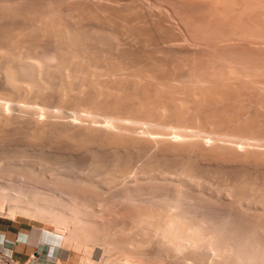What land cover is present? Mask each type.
<instances>
[{
  "label": "bare ground",
  "instance_id": "bare-ground-1",
  "mask_svg": "<svg viewBox=\"0 0 264 264\" xmlns=\"http://www.w3.org/2000/svg\"><path fill=\"white\" fill-rule=\"evenodd\" d=\"M16 1L18 0H0L1 4H5L4 6L0 4V82L5 87H2L3 90L2 88L1 90L3 92L4 89H6L7 91H5L14 94V97L17 95V99L15 98V102L13 100L12 103L11 100H7L6 97H3L5 94L3 95L1 93L0 95V131L4 128L7 131L10 130L8 126L13 130L12 126L16 124V126H18L20 123L24 124V127L20 124L23 128L21 130L19 129V135L22 138H26L24 139L25 141L34 139L40 142L39 140H41L42 142L38 143L40 144L38 147L41 150L35 145L40 152H43V148L46 146L58 145L59 147L61 144H56V141L71 143L70 146H72V144H75V146H78V144L83 145L81 149H86L85 152L91 154L89 158L90 156L93 157L88 159L91 160V162L89 161V172L86 176L73 175L76 174L73 173L74 170L73 172L71 170V172H68L67 169V172L65 171L62 173L55 171L56 175H54L57 177V181H59L58 179H61V181H71L73 184L86 186L85 188L89 187L93 190L102 188L103 185L106 184H109L108 186L106 185L107 187H111L112 185L115 186L117 184L116 182H124L123 185L125 183L131 184V181L134 179L137 181L140 179H149L145 181L151 184L155 182L154 179L163 176L162 178L165 179L166 177V179L168 178V180H172V182L175 179L173 183L175 184V182H177L176 185L181 189L178 191L177 187V191H182L184 193V189L187 190L190 184H192L193 187L194 185H196V187H201V182H203L202 184L205 183L202 180L206 181L207 177L215 174L219 176L220 184L223 185L220 187H223L224 190L227 188L225 191H228V193L230 191V193L235 196L234 198L237 202L234 201L241 205L237 206H240L239 208L242 207V211L244 208L246 212H248V210L254 211L258 213V215L260 214L259 216L264 222V61H261L263 66L256 64L258 60L255 64L247 65L242 59L241 61H244L245 63H243L247 66H243L244 64L242 63V65L240 60H236L240 63L239 65L234 61L236 57L237 59L239 57L243 58L241 56L242 54H240L242 52L241 50L240 53L238 52L240 56L235 54L236 48L238 47H236L234 43H239V45L246 49L248 48V52H242L244 53L243 55L247 56L250 53V56L256 54L258 56L260 53L259 51L264 47V27L262 29L264 22L259 23L260 21H258V23L255 24L257 20L254 21V19L259 16L254 19L251 17L252 14H261L254 0H244V3L242 2L244 4V6L242 5L244 9H242L241 12L238 11L240 14L236 11V14L233 13L234 10H232L233 6H231V4L233 3L232 5L235 6L234 0L225 1V4H227L225 7V9L227 8V12L225 10V13L224 11L223 13L220 12V10L223 9L222 0H199L198 2H202V4L203 1L206 2L207 5L205 2L204 5L207 7L204 6L203 9L205 10L208 8L210 12L207 11V13L204 11L207 14L205 15L208 17L210 13L211 16L209 15V20L208 18L206 19V16L205 19H203L204 16L201 17L202 19L197 18L199 15L197 17L195 16L198 19H192L193 21L196 20L195 22L191 20L193 17L191 16L192 14H188L187 11L183 13V9L186 7V0L185 2H183L184 0H165V3L162 0H130L132 1L131 3H138L135 4L136 6L140 5L139 7H141L140 9H142V11L137 7L138 12L140 10L143 15L137 12L134 4L130 6L133 7V9L129 7L128 9L126 7L128 4L125 5L122 1L124 6H121V11H119V9L115 11L110 8L107 9L104 7V4V6L102 5L105 0H102V3L101 0H99L98 3H101L100 5L102 6L98 5L96 0H68L70 3L67 2L65 8L68 7L69 11H63V6L56 7L55 3L54 5L51 2L49 4V1L46 3L48 6L46 7L44 6L45 4H43V6L40 5L41 3H38L40 1L34 0L37 3L35 7L31 0H27L28 3L31 2L29 5L34 6V8L33 6L28 7L30 10L32 8L31 11H27L28 13L25 10L27 8L24 7V4L28 5V3L21 0L23 5L20 1L16 4ZM110 1L111 4L114 3V5L117 1L119 2V0ZM123 1L126 2V0ZM121 2L116 4L119 5ZM12 3L16 4L15 6L21 3L25 11L23 8L18 9L17 7L16 9L12 7V9L11 5L14 6ZM60 3L61 5L63 4V2ZM192 3L194 4V0L193 2L190 0L189 5H192ZM180 4L184 5V8L179 7L182 12L177 9L178 6H181ZM195 4H198L196 0ZM18 7H20V5ZM187 7L186 9H188ZM172 8H174L173 12H176V14H171L170 11ZM20 9H22L21 12H26L24 17L28 16V18H20L19 20L17 19L18 17H15L14 19L16 20L14 21L12 16L14 14L17 15L14 12L19 10L17 13H21ZM33 9L35 10L33 11ZM12 12L14 13L13 15H11ZM179 12L182 13V17L177 15H180ZM222 14L225 15L223 16ZM20 15L22 16V13ZM176 15L182 19L185 18L186 22L184 19L182 20L180 18L181 20H179V18H176ZM7 16H11L13 21L11 18L10 21ZM222 16L225 18L224 21ZM6 17L7 20H5ZM261 18L262 21H264V16ZM219 19L221 20L219 21ZM227 20L231 22V26L229 27L226 26V24L229 23ZM180 21L183 22V25L186 23L185 26L190 25L192 30L194 29L192 33L194 35L191 36L188 34V36L182 25L184 34L180 30L182 28ZM221 21L224 23L227 21L225 24L227 28L224 27V25L223 27L220 25L222 24ZM219 22L221 23L219 24ZM246 22H248V24ZM260 24H262L261 29L263 32L259 28ZM150 29H153L154 32ZM188 30L190 31L191 29ZM116 32H118L119 35H115ZM111 37L113 39H110ZM109 40L112 41L113 45H111L110 42V44L108 43ZM108 44L110 45L109 48ZM229 45H231V48L235 47V52L231 51L232 49H229V51L227 50L229 48L227 46ZM211 47L215 49L220 48L219 50L223 48L225 51L231 52V54L234 53V56L237 55L234 58V56H232L233 54L231 55L223 51L232 56L234 58L233 61L237 63L236 65L238 66H232V60H230L232 61L230 62L229 59H223L227 57L224 56L222 58L220 53H216L218 50L215 52ZM203 49L207 50L206 52L203 51L205 54L209 53L208 50L210 52L214 51L213 54L209 53V57L205 55L207 57V59L206 57L203 58L205 61L203 59L201 60V58L198 60L200 55L198 57L195 55H198L197 52ZM261 51L263 52L264 50L262 49ZM202 56L204 55L201 54L200 57ZM257 56H254V58L258 59ZM259 57H261V55ZM254 58L252 57V59ZM167 62L168 64L170 63L169 68L167 67ZM49 98L51 99V104L46 102ZM9 133L13 135L14 132H7L8 136ZM4 134H6V132ZM4 138L6 139V137ZM4 138L2 134V140ZM52 141L55 142L51 143ZM26 142L32 145V141L30 143L29 141ZM64 143L62 144L65 145ZM30 145L28 146L29 148ZM75 146L74 149L77 148V146L76 148ZM78 148L76 150L81 153L82 150ZM19 149L22 152L19 156L21 159L24 156L26 159L28 157H26L27 154L31 157L29 152L31 149ZM5 150V148L2 150L4 152L2 154H5L7 151ZM16 152L17 151L13 153ZM42 152L39 154L43 155L44 152ZM67 152H70V149L69 151L67 150ZM101 153H103V157L104 153L106 156L109 155L110 160L108 161L105 156L106 160L103 161V157L100 156ZM6 154H8V156L10 155L9 153ZM13 155L15 156V154ZM5 156L2 155L3 159ZM99 156L102 160H100ZM40 157L39 155V158ZM43 158H45V156H43ZM16 159H18V157ZM41 160L46 161L42 159V157ZM14 162L16 163L15 159ZM47 162L44 163L39 160V163H44L42 165H46V168L50 161ZM19 164L20 163H18V165ZM39 166L38 170L27 167L28 171L26 170V166L20 167L25 168L24 170L25 172L27 171L26 173L33 174L37 179L44 178L47 171H52V169L49 168H47L48 170L46 169V171L44 167L39 170ZM98 170L102 176L105 175L102 181L96 179L99 173L96 175V178L94 176ZM152 179L154 181H152ZM213 179H215V177H213ZM158 180L159 179H156L157 182ZM137 181H133V184L137 183ZM139 182L144 181L140 180ZM152 185L150 187L151 189H149L153 192L154 190L152 187L154 186ZM206 185L203 186L206 187ZM212 186L215 185H211V187ZM10 187L11 188L4 186L1 188L3 192H7L4 198H8L13 202V205L9 204V206L12 205V207L6 209L8 212L11 214L19 212L28 215L30 210H28L29 208L27 209L26 206H30V204L34 207L33 210L35 212L33 214L42 212L43 209L37 205L38 198L35 197L36 195L29 198V196L21 192V189L17 190L15 189L16 187ZM205 187H203V189ZM209 187L205 189L207 190ZM217 188L219 195L221 189L218 186ZM1 189L0 191H2ZM203 189L201 192H204ZM33 190L31 192H33ZM150 190L149 193L151 192ZM188 190L191 194L192 189L190 190L189 188ZM127 191L129 190L127 189ZM152 192L151 195H153ZM193 192L195 193V191ZM204 194H207V192H204ZM128 196L132 197L130 194H128ZM177 196H179L178 193ZM185 196L187 198V193ZM185 196L182 197L185 198ZM200 196H203V194ZM182 197L180 195L177 199L176 197L170 198V196L168 197L167 195L164 199V203H168L172 207H168V209L170 208L176 212L174 214L173 211L171 213L170 210L169 212L166 210L167 208H164L165 210L157 209L158 213L155 210L154 214L156 212V216L151 212L142 215V212H140L142 207L140 206V211L137 213L135 212L137 220L135 218L133 221L136 222L137 230L139 228L140 233H143L144 236L154 232L153 234L155 236L157 235L152 239L154 241H156V239H161V237L163 241L168 238L169 241L164 242H170L172 247L176 245L174 248L183 246V249H185L184 246L186 247L187 243V245H190V248H192L191 244L194 243H196L195 246L201 243L209 244L207 247L209 248L212 242L210 239L213 237L210 238L206 236V233L202 229L209 224H207L208 221L206 222L203 220L205 224H207L203 226L202 224L204 222L201 220L207 216V213L203 211V208L202 213L200 210V213H198L197 208L199 205L197 202H195L197 204H195L196 207L198 206L196 208L194 204H190L189 201L191 200L188 198L183 199L184 201L182 202L179 199ZM155 198H157V196H155ZM206 198L208 199V197ZM214 198L217 199L215 196ZM146 199L148 198L146 197ZM151 199L153 201L155 200L154 197ZM2 200H0V202ZM54 200H56V198ZM186 200H189V203H187ZM192 200H194V198ZM135 202L133 201V203ZM235 202L234 204L236 205ZM156 203L158 204V202ZM203 203L205 204V202ZM150 204L154 205L151 201L149 202V205ZM160 207L161 205L159 208ZM49 210L50 211L46 210V213L53 217L54 211H52V209ZM131 210L134 209L132 208ZM175 210H177L178 213ZM143 212H147V210ZM187 213L190 214L187 215ZM204 213H206V215ZM69 214L72 213L69 211ZM200 214H204V217L200 218ZM189 216L191 218L190 220L187 219ZM63 217L64 218L58 220L64 225L70 217ZM209 218L210 217L206 220H209ZM215 221L216 220L210 222V226L212 225L214 227L213 229L219 225ZM83 224L85 223L83 222ZM148 227L152 230L150 231ZM153 227H156V229H153ZM256 227L255 229L252 228L251 230L250 228V230H247V236L245 235L247 238L242 236L245 241L247 239H251V241L254 239L255 241V236L258 232L257 229H259L258 226ZM243 230L244 229H242V231ZM72 233L75 234L74 231ZM220 233H218V235ZM141 234L140 236H142ZM153 234L151 233V235ZM149 235L150 234L146 237L151 239L152 237L150 238ZM158 235L159 238H157ZM211 235L216 236L214 233ZM93 236H95V234ZM221 236H223V234ZM81 238L75 241L79 242V249L81 248L83 250L86 241L83 240L84 237ZM221 239L224 240V238ZM237 240L239 241V239ZM243 241L241 244L239 241L238 245L236 243L237 241L233 242L236 243V245H233L231 241H229L231 243H225V241L223 243L222 240L221 242L219 241V243L215 241L216 243L215 245L212 244L213 248L211 249H213L216 256L213 254L215 257L214 259L210 257L213 259L210 261L211 264H260L252 258L254 253H252V257L249 256L250 258H242L244 254H248V252L242 253L243 256L239 257V251L241 253V250L243 251L244 247H246L244 245L247 242L244 243ZM147 243L150 244V241L146 242V245ZM242 243H244L243 249ZM252 243L254 242L252 241ZM250 244L251 242L249 246ZM261 246H256V248L258 247L257 251H259ZM158 247L156 249H158ZM189 247H186L188 253L181 248L179 255H181L183 251V254L185 252L188 258V254L191 253L190 250L193 251L194 249V247L193 249ZM249 248H251V246ZM228 250H233L235 257L230 254L232 251L228 253ZM261 250L264 251V248ZM139 252L137 254H140ZM176 253H178V251ZM142 254H144V252ZM228 254L232 256H229L232 260L229 259L226 261L229 257L225 258V255L227 256ZM259 254L261 253L259 252ZM1 255L11 254L6 251H4V253L0 251V256ZM183 256L184 255H182V257ZM261 256L264 257V255ZM10 264L18 263L10 259ZM86 264L88 263L86 262Z\"/></svg>",
  "mask_w": 264,
  "mask_h": 264
},
{
  "label": "rangeland",
  "instance_id": "rangeland-1",
  "mask_svg": "<svg viewBox=\"0 0 264 264\" xmlns=\"http://www.w3.org/2000/svg\"><path fill=\"white\" fill-rule=\"evenodd\" d=\"M19 1L22 3V1L21 0H18V1H16V4L17 3H19ZM24 1H26L27 3H28V1H30V0H23V2ZM36 1H40V2H38V3H41L40 5H42L43 6V4H45L44 6H46V7H48L47 6V2L49 1V4H50V2L51 3H53V5H54V3H55V6L57 7V6H63V8L65 9H63V11H69L68 10V7H66L65 8V6H67V2H69L68 0H36ZM41 1H43V2H41ZM54 1V2H53ZM95 1V0H94ZM123 2V3H125V5L126 4H130L132 1H130V0H126V2H128V3H126L125 1H123V0H119V2ZM130 1V2H129ZM162 1H164V3H165V0H162ZM183 1V0H182ZM181 1V2H182ZM199 0H196V3H198V4H200V5H198V4H195V0H194V4L192 3V5L190 4L189 5V3H190V0L189 1H187L186 0V7L188 8V9H186V7L184 8L183 6L185 5V3H184V5L183 4H180L181 6H176L177 7V9H178V11H180V9H179V7L180 8H184L183 9V13L185 12L186 13V11H187V13L189 14L190 13V15L191 16H193L192 18H191V20L193 19H196V20H198L197 18H199V19H202L201 17H203L204 16V18L203 19H205V16L207 15L204 11H209L210 12V10H208V8H206L205 10L203 9L204 8V6H206L207 4H206V2L205 1H203V4H202V2H198ZM200 1H202V0H200ZM225 1L226 0H222V5H223V9H221L220 10V12L221 13H223V11H224V13H225V10L227 9H225V7H226V5L227 4H225ZM235 1V2H234ZM234 1H232V2H234V4H235V6L234 5H232L231 4V6H233L232 7V10H234L233 11V13L234 14H236L235 13V11L238 13V11H240L241 12V10L242 9H244L243 8V6H244V0H238V1H236V0H234ZM255 1V3H256V6H258V8L260 9V15L259 14H252L251 15V17L254 19V18H256L257 16H259L258 18H256V19H254V21H256L257 20V22H255V24H257L258 23V21H260L259 23H263L264 21H262V16H264V0H254ZM5 2V1H4ZM31 2H33V5L35 6V5H37V3L34 1V0H31ZM31 2H29L30 4H31ZM60 2H63V4L61 5V3ZM66 2V3H65ZM99 2V0H96V3L98 4V5H100L103 1L101 0V3L99 4L98 3ZM106 2H110V3H106ZM118 1L116 2V3H119ZM121 2V3H122ZM158 2H160V1H158ZM183 2H185V0L183 1ZM192 2H193V0H192ZM204 2H205V4L206 5H204ZM227 2V1H226ZM237 2V3H236ZM238 2H240V3H238ZM243 2V3H242ZM21 3L19 4L20 5V7H18V6H15L16 4H14V3H12L14 6H12L11 5V8L12 7H15V9H16V7L19 9V8H23V10L25 9L24 7H26L27 9H25L26 10V12L28 11H31L32 10V8H31V10H30V8H28V7H30V6H33V5H29V3H28V5L26 6L25 4H24V7H22L21 6ZM36 3V4H35ZM60 3V4H59ZM70 3V2H69ZM68 3V4H69ZM115 3V5H117V6H115L114 5V3L113 4H111V1L109 0H105V2H103L102 3V5L104 6V7H106L107 9H113V10H118L119 9V11H121V6H124V4L122 3H120L119 5L118 4H116ZM161 3H163V2H161ZM160 3V4H161ZM0 4H1V2H0ZM48 4V5H49ZM56 4H58V5H56ZM135 5V4H138V3H131L129 6L128 5H126V7L128 8H132L133 9V7H130V6H132V5ZM188 4V5H187ZM225 4V5H224ZM1 5H3V4H1ZM5 5V4H4ZM3 5V6H4ZM22 5H23V3H22ZM102 5H100V6H102ZM114 5V6H113ZM196 5V6H195ZM202 5V6H201ZM243 5V6H242ZM34 6H33V8H34ZM140 6V5H139ZM139 6H136L135 5V8L137 9V12H138V8L140 9L141 7H139ZM192 6H193V9H192ZM1 7V6H0ZM36 7V6H35ZM125 7V8H126ZM138 7V8H137ZM196 7V8H195ZM207 7V6H206ZM238 7V8H237ZM239 7H240V9H239ZM242 7V8H241ZM128 8V9H129ZM134 8V9H135ZM198 8H200V9H198ZM13 9V8H12ZM29 9V10H28ZM202 9V10H201ZM24 10V11H25ZM35 9H33V11H34ZM141 11H142V9H140ZM140 10H139V12H140ZM262 10V11H261ZM16 11V10H15ZM19 10H17V12H18ZM22 11V9H20V12ZM118 11V12H119ZM123 11V10H122ZM174 11V8H172V10L170 11L171 12V14L173 13V14H176V12H173ZM190 11V12H189ZM196 11H197V13H196ZM200 11V12H199ZM202 11V12H201ZM17 12H14V13H16L17 15H15L13 12H12V14L11 15H13L12 16V18L14 19L15 17H18L17 19H19L20 20V18L22 19H24V18H28V16H25L24 17V15H26V12L25 13H23V12H21L22 13V16L20 15L21 13H17ZM27 12V13H28ZM138 12V13H139ZM180 12H182V10L180 11ZM179 12V13H180ZM226 12H227V10H226ZM140 13H142V12H140ZM201 14V16H200V14ZM203 13V14H202ZM208 13V12H207ZM181 14L182 13H180V15L179 14H177L178 16H181ZM197 14V15H196ZM206 14V15H205ZM238 14H240V13H238ZM237 14V15H238ZM9 15V14H8ZM20 15V16H19ZM141 15H143V13L141 14ZM176 15V18H179V20H181L182 18V16L181 17H178ZM199 15V16H198ZM209 15H210V13L208 14V17L206 16V19L208 18V20H209ZM223 15V14H222ZM225 15V14H224ZM223 15V16H224ZM197 18H196V17ZM211 16V15H210ZM222 16V17H223ZM8 18H9V20H10V18H11V16H7ZM7 17H6V19L5 20H7ZM222 17H220L221 19H223ZM12 18H11V20H12ZM181 18V19H180ZM233 18V17H232ZM184 19V21L186 22V20H185V18H183ZM182 19V20H183ZM221 19H219V21L221 20ZM8 20V21H9ZM10 20V21H11ZM16 19H14V21H15ZM192 20V22H195V21H193ZM225 20V18L223 19V21ZM13 21V20H12ZM223 21H221L222 22V24H220L221 22H219V24L220 25H222V27H223V25H224V27H229V26H231V22H229L228 20V22L229 23H227V21H226V23H224ZM262 21V22H261ZM181 22V21H180ZM184 22V23H185ZM247 24H248V22H246ZM254 23V22H253ZM225 24H226V26H225ZM229 24V25H228ZM182 25H183V22H181V27H182ZM185 25H186V23H185ZM185 25H183L184 26V28L182 27L180 30L184 33V30H186V31H189L188 29H191L189 32H186L185 31V33L188 35H194V34H192L194 31V29L192 30V28L190 27V25H187V26H185ZM263 25H264V23H263ZM261 26H262V24H260V26H259V28L261 29ZM151 27V26H150ZM226 27V28H227ZM263 27L264 26H262V29H263ZM187 28V29H186ZM184 29V30H183ZM262 29H261V31H262ZM150 30H152V32H154L153 31V29H150ZM263 31H264V29H263ZM262 31V32H263ZM205 32V31H204ZM184 33V34H185ZM191 33V34H190ZM119 35V33L118 32H116L115 33V35ZM188 35V36H189ZM209 35V34H208ZM110 37V36H109ZM123 37V36H122ZM109 39V38H108ZM107 39V40H108ZM110 39H113L112 37L110 38ZM111 43V45H113L112 44V41L111 40H109L108 41V43ZM109 43V44H110ZM108 44V48L110 47V45ZM209 44V43H208ZM236 44V45H235ZM105 45H107V44H105ZM234 45L236 46V47H240L241 45H239V43H234ZM233 45V46H234ZM238 45V46H237ZM211 46H213V45H211ZM209 47H210V45H209ZM227 47H229L227 50L229 51V49H232L231 51H233V52H235V47H232L231 48V45H229V46H227ZM112 48V47H111ZM213 48V49H212ZM234 48V49H233ZM238 48H236V53L235 54H239L240 53V50L242 51V52H248L247 51V49L245 48V47H243V46H241L240 48H239V50L237 51V49ZM210 49V48H209ZM211 49L212 50H214L215 52L218 50V52H216V53H220V55L222 56V58L224 57V56H226L227 58H223V59H229V61L230 60H232L233 61V59L237 56V55H235L234 56V53H232L231 54V52L229 53L228 51H225L223 48V50L221 49V50H219L220 48H217V49H215L214 47H211ZM264 50V47L263 48H261V50ZM211 50V51H212ZM259 51V49H258V51L260 52L259 53V55L257 56V54L256 55H254V56H257V58L258 59H256V58H254V56H250V54H248V56L247 55H243L244 53H240V54H242L241 56L243 57V58H241V57H239L238 59H237V57L234 59V61H236V60H244L246 63H247V65H252V64H255L256 62H257V60H258V63H256V64H260L261 66H263L262 65V62L261 61H264V51L262 52V51ZM203 51H207L206 49L204 50H202V51H199V52H197L198 53V55L197 54H195L197 57L200 55L201 56V54L202 55H204V56H202V57H198V60H200L199 58H201V60L204 58V57H206L207 55H208V57H209V53L210 54H213L214 53V51H212V52H210L209 50H208V54H205V52H203ZM220 51V52H219ZM228 52L229 54H231L232 56H234V58L232 57V56H230L229 54H227V53H224V52ZM257 51V52H258ZM203 52V53H202ZM239 52V53H238ZM225 54V55H223V54ZM206 55V56H205ZM219 55V54H218ZM219 55V56H220ZM261 55V57H259ZM263 55V56H262ZM220 56V57H221ZM238 56H240V55H238ZM246 56V57H245ZM251 57V59H250V57ZM252 57L254 58V59H252ZM241 58V59H240ZM206 59H207V57H206ZM255 59H256V61H255ZM204 61H205V59H203ZM250 60H252V61H250ZM228 61V60H227ZM232 61H230V62H232ZM232 62V66L233 65H236L237 63H238V65L241 63H243L244 61H241L240 63L238 62V61H236L237 63H235V62ZM229 62V63H230ZM244 62V63H245ZM250 62V63H249ZM253 62V63H252ZM259 62H261V63H259ZM235 63V64H234ZM243 63V64H244ZM167 64H168V62H167ZM242 64V65H243ZM263 64H264V62H263ZM169 65H170V63L167 65V67L169 68ZM238 65H236V66H238ZM246 64H244L243 66H247ZM264 67V66H263ZM0 95H1V93L4 95L5 94V96H3V97H6L7 98V100H11V103H12V101L14 100V102H15V98L17 97V95H15L16 97H14V94H11L10 92H6L7 90L6 89H4V91L6 92H2V90H3V88L2 87H4L2 84H1V82H0ZM1 88H2V90H1ZM5 88V87H4ZM10 93V94H9ZM7 94H8V96H7ZM12 95V96H11ZM12 97H14V98H12ZM9 98V99H8ZM17 99V98H16ZM46 102H48L49 104H51L50 102H51V99L49 98V100L48 101H46ZM46 102H44L45 104H47ZM48 104V105H49ZM19 124V123H18ZM21 124V123H20ZM19 124V125H20ZM17 125V124H16ZM16 125H14V126H12L13 127V130H15V131H13L12 129H11V127H9L8 126V128L10 129V130H6L5 128V130L4 129H2L3 130V132H2V130L0 131V132H2V133H0L1 135H0V150H1V153H0V189L2 188V187H9V188H11L10 186H12V187H16L15 189H17V190H20L21 189V192H23L24 194H26L27 196H29V198H32V197H34L35 195V197H37L38 198V204L37 205H39L43 210H42V212L41 213H36V214H33L35 211L33 210L34 209V207H33V205L31 206V204H30V206L28 205V206H26V208L28 209V210H30V212H28L29 214L28 215H26V214H21V213H19V212H17V213H13V214H11L10 212H8L6 209L7 208H10V207H12V205H13V202L12 201H10L8 198H4V196L7 194V192L5 193V192H3V189H1L2 191H0V193H1V195H0V200H2V199H4V200H2L1 202H0V233L2 234L3 233V237H5V239L6 240H8L9 239V241L10 242H12L13 240H15V239H18V237H19V241H22L23 242V247H21V249H19L18 251H16L15 252V254H13V253H11V255H1L0 256V264H10V259L11 260H13L14 262H16V263H18V264H86V262L88 263V264H183L184 262L186 263V264H188V262H189V264H211V262L210 261H212L215 257L214 256H216L215 255V252H213V249H211V248H213V245H215V243L217 242V243H219V241L221 242V240L223 241V243H224V241H225V243H228L229 241H231L232 243L234 242V241H237L236 243H237V245H238V242L241 244V242L243 241L244 243H246L245 245H244V243H242V249H243V247L244 246H246V247H244V249H243V251L241 250V253H240V251H239V257H241V256H243L242 255V253H244V252H248V254H244V257H242V258H245V257H247V258H250V257H252L251 255H253L252 253H254V255H253V257L252 258H254V260L255 261H258L257 263H260V264H264V257L263 256H261V255H264V251L263 250H261V249H263L264 248V243H263V241H264V239H263V237H264V222L262 221L263 219L258 215V213H256V212H254V211H251V210H248V212H246V210H245V208L243 209V211H242V207L241 208H239L241 205L238 203H236L237 201L235 200V196L232 194V193H230V191H229V193H228V191H225L224 189H223V187H220V186H223L222 184H220L221 182H220V178H219V176H217V175H215V174H213V175H210L209 177H207V179H206V181L205 180H202V181H204L205 183L204 184H202L203 182H201V187H199V186H197L196 187V185H194V187H193V185L192 184H190V185H192L191 187H189L188 185V189L190 188V190L192 191H190L191 192V194L189 193V190L187 189V190H185L184 189V191L187 193V198L189 199V200H191V201H189L190 202V204H196L195 202H197V204L199 205V207L197 208L196 207V205H195V207L197 208V210H198V213H202V210L203 211H205L206 213H207V216L208 217H212L211 219L209 218V220H206L208 217L207 216H205L204 217V214L206 215V213H204V214H200V218H202V217H204V218H202L201 220L203 221H208L207 222V224H209V225H207V224H205V222L202 224L203 226H205V225H207V227L205 226V228L204 229H202V230H204V232L206 233V236H208V237H213V238H211L210 240L212 241L211 242V244H210V247L209 248H207L208 247V245L209 244H203V243H201V244H198L197 246L199 247H197V246H195V244L196 243H194V244H191L192 243V241H191V243H189V244H191V246H192V248H190L189 246L190 245H187L186 243V247L188 248H190V249H193V247H194V249H193V251L192 250H190V254H188V258H187V255H185L186 253L185 252H187V248L184 246V248L185 249H183V246H181V247H177V248H174V247H176V245L175 244H173V245H175L174 247H172L171 245V243L170 242H168V243H166V242H164V241H169V239L167 240V239H165L164 241H163V239H162V237H161V239H156V241H154V240H152V239H154V237H156L153 233L154 232H151L153 235H151V233H148V234H150L149 235V237L151 238V239H148V237H146V236H148V234L146 235V236H144L143 235V233L141 234L140 233V229L138 228V230H137V227H136V222H133L134 221V219L136 218L135 217V215H136V213L137 212H139L140 211V208H141V211L140 212H142V215H144V213H148V212H151L154 216H156L155 214H157L158 212H157V209H163V210H165L166 208V210H170L171 211V213H172V211H173V214L174 213H176V212H174V210H172V209H168V207H171L168 203H166V204H168V205H166L164 202H165V197H167V195H168V197L170 196V198H172V197H176L177 199H178V197L181 195V197L182 196H185V192L183 193L182 191H180V192H178L179 190H181V189H179V187H178V185H176V183L177 182H175V184L173 183L174 182V180H173V182H172V180L170 181V180H168V178L166 179V177H165V179L164 178H162L163 176H161L160 178H156V179H159L158 180V182L156 181V179H154L155 180V182H153V183H147V181H145V180H149V179H140L141 181H144V182H139V181H137V180H132L131 181V184H127V183H125L124 185H123V183L124 182H116L115 184V186L114 185H112L111 187L109 186V187H107L109 184H106V185H103V187L102 188H99V189H90L89 187L88 188H85L86 186H81V188H80V186H78V184H73L71 181H64V180H62L61 181V179H58L59 181H57V177H55V171H57V172H59V173H62V172H65L66 171V169H67V171L68 172H73V170H74V172L73 173H76V174H73V175H79V176H81V175H83V176H86V174L89 172V163L91 162V160H88V159H91V157L92 156H90V158H89V155H91V154H89L88 152H85L86 151V149L85 150H83V149H81V146H83V145H80V144H78V146H77V148L79 147V145H80V147L78 148V149H80V150H82V152L81 153H79V151L78 150H76L77 148H76V146H75V144L73 145L72 144V146H70L71 145V143H68V142H66V143H64V141H56V144L57 143H59V144H61V145H59V147H58V145L57 146H53V145H51L50 147L49 146H46V147H44L43 149H44V154L43 155H41V154H39V153H41L39 150H41V149H39V145L40 144H38V143H41L42 141L41 140H39L40 142H38L37 140V142L34 140V139H29V140H26V141H29V143L32 141V145H30V144H28L24 139H26V138H22L20 135H19V131L25 126L24 124H21V125H23V127L20 125H18V126H16ZM17 127V128H16ZM19 127V128H18ZM21 127V128H20ZM7 128V127H6ZM7 128V129H8ZM20 129V130H19ZM12 130V131H11ZM14 132L13 133V135L11 134V133H9V136L7 135V132ZM6 132V134H4ZM17 133H18V136H17ZM2 134H3V138L4 137H6V139L4 138L3 140H2ZM11 134V135H10ZM16 134V135H15ZM5 135H7V136H5ZM15 135V136H14ZM21 137V138H20ZM5 140V141H4ZM33 142H34V145H33ZM55 142V141H54ZM53 141L51 142V143H54ZM60 142H62V143H64L65 145H63L62 143H60ZM35 143H37V144H35ZM68 143V144H67ZM55 144V145H56ZM68 146H67V145ZM30 145V148L28 147ZM35 145H36V147H38V149L35 147ZM74 146H75V148L76 149H74ZM66 147V148H65ZM68 147V148H67ZM69 147H72V148H69ZM4 148L7 150H5L6 152H5V154L6 153H9L10 155V158H11V160H10V158H9V156H8V154H6V156H5V154H2V153H4L2 150H4ZM16 148H26V149H31L29 152H30V154H31V157H30V155L29 154H27L26 155V159L23 157L22 159H21V157H19L20 155H21V151H20V149L18 150V149H16ZM35 148V149H34ZM66 150H65V149ZM85 148V147H84ZM42 149V150H43ZM49 149V150H48ZM69 149H70V152H67V150L69 151ZM71 149H72V152H71ZM33 150V151H32ZM37 151L38 152V154L42 157V159H45L46 161H44V160H41V157L39 158V155L37 154V152H35V151ZM76 150V151H75ZM15 151H17L16 153H13V152H15ZM20 152V154H19V152ZM46 151V152H45ZM50 151V152H49ZM35 153V155H34V153ZM42 152V153H43ZM74 152V153H73ZM85 152V153H84ZM12 153V154H11ZM18 153V154H17ZM78 153V154H77ZM87 153H88V156H87ZM13 154H15V156L13 155ZM84 154V155H83ZM102 154L103 153H101L100 154V156L101 157H103L102 156ZM107 154V153H106ZM2 155H4L5 157H4V159H3V157H2ZM12 155V156H11ZM34 155V156H33ZM54 155V156H53ZM108 155V154H107ZM43 156H45V158H43ZM51 156V157H50ZM99 156V158H100V160H102V158ZM105 153H104V157H103V161H105L106 159H108V161L110 160V156L108 155V156H106V159H105ZM13 157V158H12ZM15 157V158H14ZM18 157V159H16ZM47 157V158H46ZM5 158H6V160H5ZM7 158H9V159H7ZM38 158H39V160H40V162H44V163H46L47 162V160H48V164H47V168H49V169H52V171L51 170H49V171H47L48 169L46 168V165H42V164H44V163H42V164H40L39 163V160H38ZM59 158V159H58ZM93 158V157H92ZM14 159H15V161H16V163L14 162ZM75 159V160H74ZM25 160V161H24ZM36 160V161H35ZM52 160V161H51ZM64 160V161H63ZM11 161H13V162H11ZM22 161V162H21ZM28 163H27V162ZM88 161V162H87ZM90 161V162H89ZM107 161V162H108ZM26 162V163H25ZM53 162V163H52ZM60 162V163H59ZM11 163H15V164H11ZM18 163H20L19 165L20 166H26V170H27V167H30V168H35L36 170H38V166H39V170L40 169H42L43 167H44V169L47 171L46 172V174H45V176H44V178H42V179H37V177L35 178V176L33 175V174H31V173H26L25 172V168H22V167H20L19 165H18ZM34 163V164H33ZM51 163V164H50ZM88 163V164H87ZM17 165V166H16ZM35 165V166H34ZM51 165V166H50ZM72 165V166H71ZM31 166H34V167H31ZM37 166V167H36ZM19 167V168H18ZM52 167V168H51ZM55 167V168H54ZM57 167V168H56ZM17 168V169H16ZM70 168V169H69ZM72 168V169H71ZM81 169V170H80ZM34 170V169H33ZM71 170V171H70ZM66 171V172H67ZM87 171V172H86ZM99 171V170H98ZM96 172V174H94V176H95V178L98 176V178H96L97 180L98 179H100L101 181L104 179L103 177L105 176H102L101 175V173H100V171L99 172ZM25 172V173H24ZM77 172H78V174H77ZM81 172H82V174H81ZM99 173V174H98ZM53 174V175H52ZM55 174V175H54ZM98 174V175H97ZM49 175V176H48ZM97 175V176H96ZM100 175V176H99ZM31 176V177H30ZM47 176V177H46ZM53 176V177H52ZM34 177V178H33ZM100 177V178H99ZM175 177H177V176H175ZM213 177H215V179H213ZM50 178V179H49ZM103 178V179H102ZM210 178V179H209ZM213 179V180H212ZM44 180V181H43ZM46 180V181H45ZM153 179H152V181H154ZM133 181H137V183H135V184H133ZM161 181H162V183H161ZM165 181H167V182H165ZM170 181V182H169ZM176 181H177V179H176ZM215 181H216V183H215ZM71 182V183H70ZM148 182H151V181H148ZM165 182V183H164ZM210 182V183H209ZM212 182H214V183H212ZM59 183V184H58ZM119 183V184H118ZM121 183V184H120ZM141 183V184H140ZM147 183V184H146ZM157 183V184H156ZM206 183H207V185H206ZM210 185H209V184ZM73 184V185H72ZM128 186H127V185ZM133 184V185H132ZM153 184V185H152ZM155 184V185H154ZM174 184V185H173ZM48 185V186H47ZM144 185V186H143ZM151 185L152 186H154V187H152V189L154 190L153 192L150 190L151 188ZM203 185H206V187L205 186H203ZM211 185H215V186H212L211 187ZM221 189V193L219 192V195H218V188H217V186ZM107 188H106V187ZM126 186V187H125ZM210 186V187H209ZM105 187V188H104ZM117 187V188H116ZM129 187V188H128ZM142 187V188H141ZM156 187V188H155ZM177 187H178V191H177ZM193 187V188H192ZM196 187V188H195ZM203 187H205V188H207V187H209L207 190L205 189H203ZM215 187V188H214ZM38 188V189H37ZM131 192H129V191H127V189ZM150 188V189H149ZM196 190H195V189ZM211 188V189H210ZM35 191H34V190ZM40 189V190H39ZM83 189V190H82ZM102 189V190H101ZM137 189V190H136ZM139 189H140V191H139ZM147 189V190H146ZM167 189V190H166ZM198 189V190H197ZM203 189V191L206 193L207 192V194H204V192H201V190ZM210 189V190H209ZM214 189H215V193H214ZM33 190V192H31ZM99 190V191H98ZM115 190V191H114ZM144 190V191H143ZM149 190L153 193V195H151V192L149 193ZM166 190V191H165ZM25 191V192H24ZM37 191V192H36ZM40 191H42V192H40ZM108 191V192H107ZM164 191V192H163ZM168 191H170V192H168ZM173 191V192H172ZM175 191H176V193H175ZM193 191H195V193L193 192ZM210 191H212V192H210ZM220 191V190H219ZM45 192V193H44ZM51 192V193H50ZM55 192V193H54ZM138 192V193H137ZM142 192V193H141ZM146 194H145V193ZM157 192V193H156ZM159 192V193H158ZM182 192V193H181ZM196 192H197V194H196ZM200 193V195L201 194H203V196H200L199 195V193ZM224 192V193H223ZM225 192H227V193H225ZM3 193V194H2ZM38 193V194H37ZM40 193H41V195H40ZM47 193V194H46ZM104 193V194H103ZM130 194L132 197H129L128 196V194ZM135 193V194H134ZM149 193V194H148ZM166 193V194H165ZM177 193H178V195L179 196H177ZM181 193V194H180ZM213 193V194H212ZM52 194H53V196H52ZM55 194V195H54ZM126 194V195H125ZM139 194V195H138ZM156 194V195H155ZM160 194V195H159ZM165 194V195H164ZM171 194H173V195H171ZM183 194V195H182ZM211 194V195H210ZM223 194V195H222ZM225 194V195H224ZM3 195V196H2ZM144 195V196H143ZM197 195V196H196ZM206 195V196H205ZM217 195V196H216ZM222 195V196H221ZM31 196V197H30ZM43 196V197H42ZM135 196V197H134ZM140 196V197H139ZM143 196V197H142ZM148 198V199H146V197ZM149 196V197H148ZM155 196H157V198H155ZM162 196H164V197H162ZM214 196L217 198V199H215L214 198ZM2 197V198H1ZM44 197H46V198H44ZM153 198L154 197V201L151 199V198ZM196 197V198H195ZM206 197H208V199L206 198ZM212 197V198H211ZM221 197V198H220ZM233 197V198H232ZM56 198V200H54ZM132 198V199H131ZM144 198V199H143ZM151 200H150V199ZM163 199V201H162V199ZM169 198V199H170ZM185 198H186V196H185ZM184 197H182V198H179L182 202L184 201L183 199H185ZM186 198V199H187ZM194 198V200H192ZM199 198V199H198ZM206 198V199H205ZM210 198V199H209ZM6 199H8L7 201H5ZM58 199V200H57ZM137 199V200H136ZM158 199V200H157ZM195 199H196V201H195ZM51 200H53V201H51ZM202 200H204V201H202ZM214 200V201H213ZM236 202H235V201ZM128 201V202H127ZM133 201L135 202V203H133ZM147 201V202H146ZM151 201V203H154V205L153 204H150L149 205V202ZM158 202V204L156 203V202ZM187 200H186V202L187 203H189ZM220 201V202H219ZM10 202V203H9ZM146 202V203H145ZM166 202H167V200H166ZM186 202H184V203H186ZM201 204H200V203ZM203 202H205V204L203 203ZM234 202L236 203V205L234 204ZM49 203V204H48ZM51 203V204H50ZM60 203V204H59ZM65 203V204H64ZM69 203V204H68ZM129 203H131V204H129ZM148 203V204H147ZM219 203V204H218ZM4 204V205H3ZM9 204H12V205H10L9 206ZM53 204V205H52ZM94 204V205H93ZM144 204V205H143ZM161 205V207L159 208V206ZM204 204V205H203ZM49 205V206H48ZM56 205V206H55ZM68 205V206H67ZM78 205V206H77ZM132 205H136L135 207L134 206H132ZM148 205V206H147ZM159 205V206H158ZM215 205V206H214ZM237 205H240V206H237ZM9 206V207H8ZM52 206V207H51ZM132 206V207H131ZM139 206V207H138ZM141 206V207H140ZM145 208H144V207ZM151 206V207H150ZM163 206V207H162ZM165 206V207H164ZM167 206V207H166ZM202 206V207H201ZM204 206V207H203ZM61 207H62V209H61ZM131 207V208H130ZM147 207H149V208H147ZM74 208V209H73ZM134 209V210H131V209ZM147 208V209H146ZM151 208V209H150ZM153 208H154V210H153ZM165 208V209H164ZM172 208V207H171ZM200 208V209H199ZM203 208V209H202ZM49 209H52V211H54V216L52 217L51 215H49V214H47L46 213V210L47 211H50ZM73 209V210H72ZM136 209H137V211H136ZM207 211H206V210ZM63 212H62V211ZM79 210V211H78ZM146 211L147 210V212H143V211ZM152 210V211H151ZM156 210V212H155V214H154V211ZM185 210V209H184ZM199 210H200V212H199ZM245 210V211H244ZM69 211H70V213H72V214H69ZM72 211V212H71ZM169 211V212H170ZM175 211H177V210H175ZM231 211V212H230ZM85 212V213H84ZM89 212V213H88ZM91 212V213H90ZM136 212V213H135ZM249 212H250V214H249ZM254 212V213H253ZM135 213V214H134ZM177 213H178V211H177ZM256 213V214H255ZM69 214V215H68ZM188 214H190V213H187V215ZM13 216V217H12ZM63 216H67V217H70L69 218V220L67 221V222H65L64 223V225L58 220V219H61V218H64ZM224 216V217H223ZM238 216V217H237ZM253 216V217H252ZM91 217V218H90ZM188 217V216H187ZM207 217V218H206ZM228 217V218H227ZM66 218V217H65ZM226 218V219H225ZM234 218V219H233ZM187 219H191L190 218V216H189V218H187ZM222 219V220H221ZM228 219V220H227ZM230 219V220H229ZM259 219V220H258ZM87 220H88V222H87ZM132 220V221H131ZM136 220H137V218H136ZM135 220V221H136ZM196 220V219H195ZM214 220H216L215 222H217V224H219L215 229H213L214 227L211 225L210 226V222L212 221H214ZM218 220V221H217ZM221 220V221H220ZM223 221V222H222ZM229 221V222H228ZM83 222L85 223V224H83ZM90 222V223H89ZM196 222H197V220H196ZM227 222V223H226ZM225 223V224H224ZM243 225H242V224ZM250 223H251V225H250ZM229 225H230V227H229ZM238 225V226H237ZM248 225V226H247ZM254 225H255V227H254ZM82 226V227H81ZM203 226H202V228H203ZM208 226H209V228H208ZM241 226V227H240ZM256 226H258L259 227V229H257L258 230V232H257V234H256V236H255V241H254V239L252 240L254 243H252V241H251V239L250 240H246L245 241V239L244 238H247L246 236H247V230H250V228H251V230H252V228L253 229H255V228H257ZM150 227V226H149ZM148 227V229L151 231L152 229H150ZM229 228V230H228V228ZM263 227V228H262ZM41 228H43V229H46L47 231H45V232H47V234H48V232L50 231V233L48 234L51 238H49V237H47V236H45V237H43V238H38V237H42V235H41V232H40V230H41ZM234 228V229H233ZM247 228V229H246ZM36 229H38V230H36ZM40 229V230H39ZM74 229V230H73ZM147 229V230H148ZM153 229H156V227L154 228L153 227ZM242 229H244L243 231H242ZM263 229V230H262ZM99 230V231H98ZM217 230H218V232H217ZM228 230V231H227ZM262 230V231H261ZM74 231V233L76 234H73L72 232ZM135 231V232H134ZM207 231V232H206ZM220 231H221V233H220ZM225 231V232H224ZM230 231V232H229ZM103 232V233H102ZM105 232V233H104ZM142 235V236H140V234ZM212 232V233H211ZM223 232V233H222ZM236 232V233H235ZM240 232H242V233H240ZM72 233V234H71ZM96 233H100L101 234V237H100V234H96ZM216 234V236L215 235H211V234ZM218 233H220L219 235H218ZM229 233V234H228ZM238 233V234H237ZM239 233H240V235H239ZM92 234V235H91ZM95 234V236H93ZM108 234V235H107ZM209 234V235H208ZM223 234V236H221ZM234 234H235V236H234ZM242 234V235H241ZM244 234V235H243ZM41 235V236H40ZM75 235V236H74ZM79 235V236H78ZM211 235V236H210ZM231 235V236H230ZM246 235V236H245ZM73 236H74V238H73ZM78 236V237H77ZM84 237L83 238V240L84 241H86L85 243L86 244H84V248H83V250L80 248L79 249V246H78V243L79 242H76V241H78V239L80 240V238L81 237ZM102 236H103V238H102ZM108 236V237H107ZM126 236V237H125ZM215 236V237H214ZM219 236V237H218ZM226 236V237H225ZM241 237V238H239V237ZM244 238H243V237ZM76 237V238H75ZM90 237V238H89ZM100 237V238H99ZM228 237V238H227ZM235 237V238H234ZM94 238V239H93ZM96 238V239H95ZM107 238V239H106ZM134 238V239H133ZM157 238H159V235H158V237ZM215 238V239H214ZM221 238H224V240L223 239H221ZM242 238H243V240H242ZM259 238H260V240H259ZM30 239V241H29V244L28 243H24L25 241L27 242L28 240ZM82 239V238H81ZM92 239V240H91ZM102 239H103V241H102ZM141 239V240H140ZM143 239V240H142ZM219 239V240H218ZM227 239V240H226ZM229 239V240H228ZM237 239H239V241L237 240ZM35 240V241H34ZM76 240V241H75ZM104 240H106V241H104ZM132 240V241H131ZM147 240V241H146ZM171 240V239H170ZM233 240V241H232ZM89 241V242H88ZM128 241H129V243H128ZM134 241V242H133ZM150 241V244L149 243H147V245H146V242H149ZM152 241V242H151ZM216 241V242H215ZM249 241V242H248ZM260 241V242H259ZM111 242V243H110ZM189 242V241H188ZM231 242H229V243H231ZM251 242V244H250V246H251V248H249L250 246H249V243ZM258 244H257V243ZM88 243V244H87ZM108 243V244H107ZM130 243H132V244H130ZM134 243V244H133ZM236 243H233V245H236ZM262 243H263V245H262ZM144 244V245H143ZM171 244V245H170ZM213 244V245H212ZM257 244V245H256ZM262 246H261V245ZM133 245V246H132ZM150 245H151V247H150ZM162 245H164V246H162ZM206 245V246H205ZM244 245V246H243ZM253 245V246H252ZM254 245H255V247H254ZM107 246V247H106ZM124 246V247H123ZM131 246V247H130ZM148 246V247H147ZM159 246V247H158ZM169 246H171V247H169ZM256 246H258V247H260L261 246V248L259 249V251H257L258 249V247L256 248ZM2 247V246H1ZM137 247V248H136ZM142 247V248H141ZM158 247V249H156ZM24 248V249H23ZM126 248V249H125ZM128 248V249H127ZM130 248V249H129ZM139 248V249H138ZM181 248L183 249V250H186L185 252H184V254H183V251L181 252L182 254L181 255H179L180 254V252L179 251H181ZM146 249V250H145ZM162 249V250H161ZM176 249V250H175ZM178 249V250H177ZM246 249V250H245ZM248 249H250V250H248ZM136 250V251H135ZM156 250V251H155ZM173 251V252H171V251ZM252 250H253V252H252ZM0 251L1 252H3L4 253V250H2L1 248H0ZM140 253V254H137L138 252ZM144 252V254H142L143 252ZM147 253H146V252ZM174 251H175V253H174ZM178 251V253H176ZM189 251V250H188ZM200 251V252H199ZM206 251H208V252H206ZM232 251V252H231ZM231 251H227L228 253L229 252H231L230 254L231 255H235V253L233 252V250H231ZM255 251V252H254ZM118 252V253H117ZM137 252V253H136ZM160 252H161V254H160ZM204 252H206V253H204ZM256 252H257V256H256ZM259 252L261 253V254H259ZM263 252V253H262ZM30 253H32L33 255H35V257L36 258H34V257H31V255H30ZM146 253V254H145ZM149 253V254H148ZM160 255H159V254ZM173 253V254H172ZM188 253V252H187ZM204 253V254H203ZM194 254H196V255H194ZM202 254H203V257H202ZM213 254H214V256H213ZM227 254V253H226ZM230 254H228L227 256L225 255V258H227V257H232ZM138 255V256H137ZM153 255V256H152ZM158 255V256H157ZM169 255V256H168ZM182 255H184L183 257H182ZM245 255H247V256H245ZM185 256H186V258H185ZM250 256V257H249ZM204 257H205V259H204ZM213 258V259H211V258ZM230 257L229 258H227L226 259V261L227 260H229L230 259ZM235 257V256H234ZM233 257V258H234ZM257 257V258H256ZM259 257V258H258ZM180 258V259H179ZM198 258V259H197ZM224 258V259H225ZM256 258V259H255ZM163 259V260H162ZM187 259V260H186ZM194 259V260H193ZM230 260H232V258L230 259ZM116 261V262H115ZM144 261V262H143ZM200 261V262H199ZM105 262V263H104ZM119 262V263H118ZM199 262V263H198ZM203 262V263H202ZM262 262V263H261ZM184 263V264H185Z\"/></svg>",
  "mask_w": 264,
  "mask_h": 264
},
{
  "label": "crops",
  "instance_id": "crops-1",
  "mask_svg": "<svg viewBox=\"0 0 264 264\" xmlns=\"http://www.w3.org/2000/svg\"><path fill=\"white\" fill-rule=\"evenodd\" d=\"M45 231H47V230L41 228L40 232H41L42 237H38L39 239H40V238H43V237H45V236L51 238V237L48 235V234L50 233V231L48 232V234H47V232H45ZM41 235H40V236H41ZM18 239H19V237H18ZM18 239H15V240H13L12 242H10L9 239L6 240L5 237H3V233H2V234L0 233V248H1L2 250H4V251L8 252L9 254H11V253L15 254L16 251H18L19 249H21V247H23V242H22V241H19ZM51 239H52V238H51ZM29 241H30V239H29L27 242L25 241L24 243H28V244H29ZM34 241H35V240H34ZM1 246H2V247H1ZM23 249H24V248H23ZM30 255H31V257L36 258L35 255H33L32 253H30Z\"/></svg>",
  "mask_w": 264,
  "mask_h": 264
}]
</instances>
